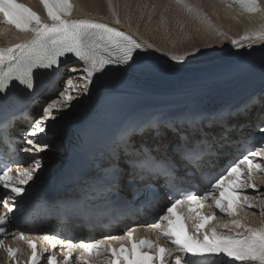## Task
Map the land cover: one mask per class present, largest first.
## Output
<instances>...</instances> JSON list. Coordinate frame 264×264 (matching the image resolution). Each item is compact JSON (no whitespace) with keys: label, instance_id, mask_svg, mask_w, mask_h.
I'll list each match as a JSON object with an SVG mask.
<instances>
[{"label":"snow or ice","instance_id":"obj_1","mask_svg":"<svg viewBox=\"0 0 264 264\" xmlns=\"http://www.w3.org/2000/svg\"><path fill=\"white\" fill-rule=\"evenodd\" d=\"M176 2L181 3V0ZM40 3L46 11L47 22L17 0H0L3 17L0 23L14 27L19 33L32 34L30 40L0 47V142L13 151L37 154L29 167L17 168L15 174L9 164L0 167V188L5 190L0 198L3 208L0 248L5 249L13 261H17L20 250L7 247L4 237L9 234L10 217L18 210V199L21 203L27 199L26 186L42 166L43 158L38 154L50 147L46 142L48 122L55 121L61 112L71 108L74 100L88 96L91 89L104 87L106 77L113 74L148 75L157 71L144 62L141 53L146 49L132 36L103 23L70 19L75 10L71 0H40ZM228 5L251 15L264 12L260 0H228ZM116 23H120L119 19ZM243 39L264 41V33L245 35ZM233 44L237 48L244 47L239 41H233ZM62 58H73L77 62L68 69L77 75L67 77L58 96L49 100L42 113L34 117V122L24 133V146L13 147L12 129L19 118L11 111L16 93L34 95V74L40 70L59 69ZM171 59L177 64L184 63L180 57ZM257 104L264 107V100L252 98L239 108L211 116L193 115L182 121L154 118L125 125L106 162L79 183L72 197L57 201L49 208L69 220L99 221L130 208L142 195L148 199L149 206L155 207L162 199V187L171 203L155 223L144 226L158 230L157 240L137 241L133 236L135 228L123 235L88 242H65L56 236H45L53 249L58 243L65 245L57 250L63 260L58 261L57 251H53L45 258V264H127L128 260L137 259L134 255L137 247L141 253H152L140 257L142 264L145 261L146 264H192V258L213 262L219 259L225 264H264V228L249 227L236 218L239 211L255 208L256 201L261 200L256 179L258 173L264 174V160L256 157H264V146L248 151L221 174L212 176L206 190L197 192L179 184L197 172L202 177L210 175L204 165L211 163L221 149L231 143L228 133L237 125L230 121L247 117ZM258 115L264 120V113ZM258 131L264 133V124L258 125ZM160 181H163L162 185L158 183ZM248 188L254 189L255 194H248L245 191ZM187 205L197 210H209L208 214L200 215L199 211L187 209L186 219L199 220L195 225L189 224L193 228L191 235L177 230L174 218L175 210ZM260 214L264 215V207ZM227 218L231 219L222 225L227 231L208 227L211 221ZM12 236L25 241L31 249L30 264H41L36 243L24 232ZM161 238L163 246L159 242ZM112 242L119 246L113 247ZM76 249L80 252L73 258Z\"/></svg>","mask_w":264,"mask_h":264},{"label":"bare ground","instance_id":"obj_2","mask_svg":"<svg viewBox=\"0 0 264 264\" xmlns=\"http://www.w3.org/2000/svg\"><path fill=\"white\" fill-rule=\"evenodd\" d=\"M75 1L76 16L78 18H89L132 36L146 49V51L141 53L143 56L147 53L151 56L154 55L159 61L170 67L175 66L176 68L199 74L210 73L216 71L223 64L226 66L235 60L264 49V41L255 39L245 41L243 39L245 35L253 36L256 33H264V12L251 15L230 7L226 0H181V3H177L176 0ZM260 3L264 6V0H260ZM168 5H181L182 14L178 7V10L173 12L172 16L165 17L166 15L161 12V9ZM191 6L193 7L191 8ZM198 6H200L199 10ZM193 8L194 11L186 10ZM117 19L120 21L119 24L116 23ZM166 21L172 23L167 24ZM185 31H191V36H183ZM0 32L7 36V38H4V44L10 43L9 40L13 39L12 31L3 29ZM233 41L241 42L244 47H235ZM250 44L252 45L251 48H249ZM173 56L182 58L184 63L177 64L171 59ZM256 67L257 71L253 74L230 84V90L220 96L219 103L234 105L251 98L254 94H258L256 98L258 101L264 100V64ZM67 71L66 79L69 76L76 75L69 70ZM184 76L186 77L187 73H184ZM214 83V88L219 90L216 82ZM133 84V87L128 86V88L130 87L138 95L141 93V98L135 100V105L139 108L146 107V101L149 100L142 97L144 96L142 93L143 84L138 81ZM56 94L53 96L49 95L45 99L48 102ZM107 94L111 93H109V87L106 83L104 87L93 88L88 96H82L80 99L74 100L72 107L61 112L55 121L48 122V129L54 127L58 131L57 139L60 142L50 144L46 152L53 156L44 157L42 166L38 171L42 170L45 173L52 164L60 162L56 155H63L67 147L63 143L65 138V133L62 130L63 126L68 125L69 127L76 120H83V116L87 117V109ZM103 101L99 104H102ZM43 105H39L36 112ZM107 105L105 103V108L103 109L105 114L114 115L115 111ZM258 113H264V107L259 104L251 109L247 117L234 118L231 122L237 125L236 131L240 130L242 133L254 132V130H258V125L264 124V120L260 118ZM36 116L38 115L36 114ZM87 118L90 122L91 117ZM32 123L27 121L29 125ZM78 126L75 125L74 128H78ZM96 129L97 133H99L100 126L98 124H96ZM257 133L263 135L261 132ZM257 185L261 200L256 201L257 207L255 209L260 210L262 207L261 201H264L262 199L264 195V174L257 178ZM249 194H255L254 189H251ZM253 213L254 211L243 214V220L246 225L250 224L257 229L264 228V222L261 221L259 216L255 217Z\"/></svg>","mask_w":264,"mask_h":264},{"label":"rangeland","instance_id":"obj_3","mask_svg":"<svg viewBox=\"0 0 264 264\" xmlns=\"http://www.w3.org/2000/svg\"><path fill=\"white\" fill-rule=\"evenodd\" d=\"M141 2V1H140ZM142 4H144V3H142ZM196 5V4H195ZM157 6V5H156ZM175 6V7H174ZM177 6V7H176ZM168 7V8H167ZM178 7L180 8V13L182 14V8H181V5H168V6H165V7H162V9H161V12L164 14V15H166L165 17H170V16H172V14H173V12H175V11H177L178 10ZM193 6H191V8H192ZM152 8H153V6H152ZM155 8V7H154ZM199 8H200V6H198V10H199ZM166 11H164V10ZM187 11H190V10H192V11H194V8L193 9H186ZM136 12V11H135ZM133 14V13H132ZM170 14V15H169ZM192 16H195V15H192ZM167 22V24H171L170 22H168V21H166ZM183 36H185V37H189V36H191V31H185V32H183ZM76 75H77V73H75ZM75 83V82H74ZM58 94H59V92H58ZM58 94H56V96H58ZM54 98H56V97H54ZM53 98V99H54ZM52 100V99H51ZM60 157H62V156H58L57 158L59 159ZM262 199L264 200V195L262 196ZM262 207H264V204H262ZM260 217L261 218V221L262 222H264V215H261L260 214V211H255V217Z\"/></svg>","mask_w":264,"mask_h":264},{"label":"water","instance_id":"obj_4","mask_svg":"<svg viewBox=\"0 0 264 264\" xmlns=\"http://www.w3.org/2000/svg\"><path fill=\"white\" fill-rule=\"evenodd\" d=\"M219 104H220V103H219ZM219 104H218V105H219ZM221 106H222V105H221ZM221 106H219L218 108H220Z\"/></svg>","mask_w":264,"mask_h":264}]
</instances>
